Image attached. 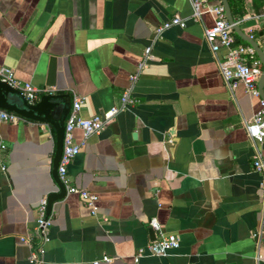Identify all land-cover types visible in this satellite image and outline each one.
I'll use <instances>...</instances> for the list:
<instances>
[{"label":"crops","instance_id":"1","mask_svg":"<svg viewBox=\"0 0 264 264\" xmlns=\"http://www.w3.org/2000/svg\"><path fill=\"white\" fill-rule=\"evenodd\" d=\"M243 5L237 25L262 31L264 48V6ZM191 14L190 0H0V63L17 80L78 96L82 118L119 106L127 88L135 99L83 141L73 131L67 175L97 194L96 214L59 184L50 124L0 121V264H31L37 203L60 191L40 264H264V139L244 127L258 100L224 83L223 50L213 54L202 34L212 18ZM172 16L185 26L154 36ZM145 47L151 59L130 81ZM150 218L178 247L133 262L155 238Z\"/></svg>","mask_w":264,"mask_h":264},{"label":"built area","instance_id":"2","mask_svg":"<svg viewBox=\"0 0 264 264\" xmlns=\"http://www.w3.org/2000/svg\"><path fill=\"white\" fill-rule=\"evenodd\" d=\"M192 8V18L198 19L203 12H207L212 18V24L203 29V39L209 45L210 51L215 54L220 49L223 50L222 60L218 62V71L228 87H232L236 83H241L244 91L252 97L257 98L258 108L253 113L252 117L245 122L246 134L252 142L259 143L264 139V100L259 97L256 88V82L260 74L258 67L259 60L254 58L253 49L247 44H239L234 41L230 24L225 19L223 8L219 2L210 3L209 0H190ZM176 26L183 28L185 20L172 16L167 20L154 27V36L160 35L164 30ZM251 37V35H248ZM150 48L145 47L142 58L136 64V70L129 75V80L134 81L142 68L146 66L148 60L151 59L149 52ZM264 54V48L261 49ZM0 81L7 83L11 87L22 93L27 102L33 103L43 93H48L47 88H35L29 82H21L17 80L11 68L0 63ZM82 99L78 96H73L70 109L65 116L63 122V135L61 143V151L56 166V178L63 186L66 193L76 194L82 203L89 209L91 214H96L97 211V194L82 188H77L70 183L67 175V166L71 159L78 153L79 144L73 139V131L80 130L82 141L91 134L101 131L105 124L124 108L131 106L135 99L130 95V89H125L119 98V106H111L103 110L99 114H94L87 118L78 116ZM22 119L14 112L0 108L1 122H15ZM3 148V144H0ZM253 167L257 171L263 170V164L256 157L253 161ZM4 167L1 166V169ZM264 196V192H263ZM37 216L35 219V232L39 238V243L30 251L28 261L31 264L41 263V244L47 240V230L51 223V213L47 209V199L42 197L37 203ZM148 225L155 233V238L145 247H139L136 253L132 256L133 262H137L139 257L148 254L152 256H165L170 249L178 247V239L174 234L163 233L155 218L148 219ZM28 236H21L20 240L29 242ZM110 258L102 256L101 261H109ZM97 263V260L93 262Z\"/></svg>","mask_w":264,"mask_h":264},{"label":"water","instance_id":"3","mask_svg":"<svg viewBox=\"0 0 264 264\" xmlns=\"http://www.w3.org/2000/svg\"><path fill=\"white\" fill-rule=\"evenodd\" d=\"M223 8L224 16L231 30L241 40L246 42L254 51L260 64L261 70L256 82L259 97L264 100V54L257 43L244 33L233 20L227 0H218ZM71 99L68 95L54 94L48 92L42 94L38 99L29 103L26 101L20 91L11 87L5 82L0 81V108L11 111L25 119L38 121L50 124L55 131L54 142V156H53V171L56 173V166L61 151L62 135H63V122L65 116L70 109ZM63 194L60 191L57 194H50L47 198V209H49L52 199L57 198ZM149 234L153 237V231L149 229Z\"/></svg>","mask_w":264,"mask_h":264},{"label":"trees","instance_id":"4","mask_svg":"<svg viewBox=\"0 0 264 264\" xmlns=\"http://www.w3.org/2000/svg\"><path fill=\"white\" fill-rule=\"evenodd\" d=\"M227 2H228V5H229V8H230V12H231L232 18H233L234 21L237 22L244 15V13H245L244 5H243V0H227ZM253 6H254L255 11L259 12L260 9L264 6V0H253ZM261 32L262 31H258V32H246V34L247 35H251V38L254 41H256L257 40V36ZM232 35H233L234 41L236 43L243 44V45H247V43L244 42L243 40H241L236 34L233 33V31H232ZM259 46H260V44H259ZM254 58L258 60V58H257V56L255 54H254ZM258 67L261 70V64H260V62H258ZM263 90H264V87H263Z\"/></svg>","mask_w":264,"mask_h":264}]
</instances>
